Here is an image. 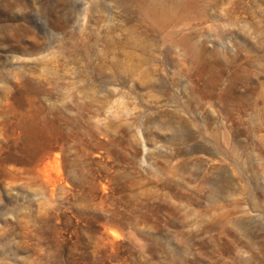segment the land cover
I'll return each mask as SVG.
<instances>
[{
	"label": "rangeland",
	"instance_id": "rangeland-1",
	"mask_svg": "<svg viewBox=\"0 0 264 264\" xmlns=\"http://www.w3.org/2000/svg\"><path fill=\"white\" fill-rule=\"evenodd\" d=\"M0 264H264V0H0Z\"/></svg>",
	"mask_w": 264,
	"mask_h": 264
}]
</instances>
